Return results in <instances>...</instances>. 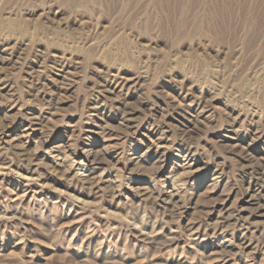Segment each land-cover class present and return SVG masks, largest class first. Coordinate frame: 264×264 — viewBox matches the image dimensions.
<instances>
[{
    "label": "rangeland",
    "instance_id": "rangeland-1",
    "mask_svg": "<svg viewBox=\"0 0 264 264\" xmlns=\"http://www.w3.org/2000/svg\"><path fill=\"white\" fill-rule=\"evenodd\" d=\"M0 264H264V0H0Z\"/></svg>",
    "mask_w": 264,
    "mask_h": 264
},
{
    "label": "bare ground",
    "instance_id": "bare-ground-1",
    "mask_svg": "<svg viewBox=\"0 0 264 264\" xmlns=\"http://www.w3.org/2000/svg\"><path fill=\"white\" fill-rule=\"evenodd\" d=\"M118 109V108H117ZM257 211L258 212H261V208H258V206H257ZM261 216V215H260ZM244 225V224H243ZM152 234V233H151ZM261 240V239H260Z\"/></svg>",
    "mask_w": 264,
    "mask_h": 264
}]
</instances>
